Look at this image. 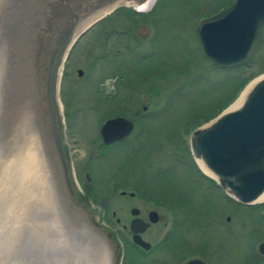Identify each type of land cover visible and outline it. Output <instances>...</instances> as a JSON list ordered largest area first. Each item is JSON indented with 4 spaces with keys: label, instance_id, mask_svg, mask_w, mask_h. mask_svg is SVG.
Wrapping results in <instances>:
<instances>
[{
    "label": "rangeland",
    "instance_id": "obj_1",
    "mask_svg": "<svg viewBox=\"0 0 264 264\" xmlns=\"http://www.w3.org/2000/svg\"><path fill=\"white\" fill-rule=\"evenodd\" d=\"M231 2L157 0L145 13L134 12V2H118L76 37L61 61L64 77L55 96L74 188L94 229L102 228V220L110 224L102 235L112 243L113 264L118 256V264H152L145 251L131 246L130 236L116 228L111 216L113 211L121 222L127 220L133 206L141 213L155 209L169 221L170 228L156 223L143 232L153 244L150 254L180 255L181 237L187 235L192 241L187 253L199 245L204 253L225 254V264H264V259L248 256L243 236L233 244L226 235L214 215L217 190L197 178L195 168L204 171L189 148L194 129L229 109L264 74V23L255 52L240 66L220 68L198 46V20ZM76 69L83 71L82 77ZM113 78L115 91L110 92L105 81ZM115 115L129 118L132 130L124 143L103 147L97 129ZM253 231V237H264ZM163 236L168 238L157 243ZM115 242L121 243L120 250Z\"/></svg>",
    "mask_w": 264,
    "mask_h": 264
},
{
    "label": "water",
    "instance_id": "obj_2",
    "mask_svg": "<svg viewBox=\"0 0 264 264\" xmlns=\"http://www.w3.org/2000/svg\"><path fill=\"white\" fill-rule=\"evenodd\" d=\"M118 1L0 0V264H113L112 243L80 210L55 90L67 43L91 25L76 35L78 22ZM263 23L264 0H232L200 18L194 36L208 60L231 68L253 55ZM131 130L129 119L115 116L97 136L106 145ZM189 148L221 189L256 202L264 189V77L238 108L194 129ZM146 226L138 218L130 224L131 241L143 250Z\"/></svg>",
    "mask_w": 264,
    "mask_h": 264
},
{
    "label": "flooded vegetation",
    "instance_id": "obj_3",
    "mask_svg": "<svg viewBox=\"0 0 264 264\" xmlns=\"http://www.w3.org/2000/svg\"><path fill=\"white\" fill-rule=\"evenodd\" d=\"M125 1L130 2V3H133V2L135 3V0H125ZM130 6L132 7L133 5L130 4ZM132 9L134 11V8H132ZM101 57H103V56H101ZM75 72L77 75V69L75 70ZM82 72L83 71L81 70V75H77V77H82ZM63 75H64V73H62L60 76V79H59L60 84H61V81L63 80V77H64ZM115 116H123V115H115ZM115 116H110V117H115ZM110 117H108V118H110ZM124 117H126V116H124ZM127 119H129V118H127ZM126 138H127V136L120 141H115V142H112V143H109L106 145H104L102 143L101 144L103 145V147L112 148V147H115L117 145L124 143ZM65 150H66V148H65ZM67 153L68 152H66V155L68 156ZM69 169H70V173L72 176L73 171H72V168H70V166H69ZM195 171H196L195 175L197 176V178H200L202 182H205L206 183L205 185L208 189L217 190L218 195L215 197L217 198V201H219V205H217V207H216L217 209H216L214 215L217 213V220L219 221V223L222 225V227L226 231V233H227L226 235L230 234V237L233 240V244H236L238 240H242V236H243L245 238L243 243H244V245H247L246 248L248 250V256L250 255L253 258L264 259V252H261L259 250V246L261 244H263L261 249L264 250V237L255 238L252 236L255 233V231H253V230H256V231L262 233L261 235H264V215H263L264 214V203H261V204H258V203L243 204V203L237 201L236 199H234L229 193L222 190L212 179L208 178L207 176H205L202 173H198L196 168H195ZM72 180H73V178H72ZM129 193H132V194H129ZM128 195L133 196L134 194L132 191H129ZM183 202H184L183 205L187 209V212H188V210H189L188 208L190 207V205L188 204V200H186L184 198ZM192 208H193V206H192ZM131 209H136L137 213L132 214ZM150 211L155 212V220L154 221H149L148 215H149ZM128 213L130 214V217L127 218V220L125 219L122 222L120 221V219L118 217H115V213H113V211L111 213V216L114 217V223L116 224L115 225L116 228H120L122 230H125L128 233V235L130 236V244L136 251H140L143 249L140 246L131 242L130 224H131V221L133 219L138 218L144 222H147V226L144 229V231L150 226V224L153 225L156 223H161V225L163 227L170 228L168 219L167 218L163 219L162 216H160L155 209H149L145 213H141L140 209L133 206V207H130L128 209ZM143 214H145V217ZM99 224L101 225L102 228H100L98 226V224L95 226L99 227L100 229L107 230V228L110 227V224L104 220H102V222ZM237 225H240L243 227L238 228ZM143 232L140 233V236L143 240H145L143 238V235H142ZM244 235H246V236H244ZM111 236H112V233L110 232V237ZM251 237H253L252 242H251ZM167 238L168 237L163 236L160 239H158L157 243H162ZM246 239H248L247 243L245 242ZM145 241H147V240H145ZM147 242H149V241H147ZM115 244H116L115 246L117 247V249L120 250L119 244H121V243L118 244L115 242ZM149 244H150V246H149L148 250H143V251H145L144 256H149V258L151 257L150 261L152 262V264H225L227 261L225 259V257H226L225 254H223L224 256L222 258H220L219 256H216V254L210 255L208 253H204L202 250V247H200L199 245H198V248L194 250V252L192 251L191 253H187L188 249L192 246V241L187 238V235H182V237H181V240H180L181 254L180 255H178V253H176V254L175 253H169V254H162V255L161 254H150L149 252H151L153 250V244H151V242H149ZM175 250H176V248H175ZM225 251H226V248H225ZM245 262H247V260Z\"/></svg>",
    "mask_w": 264,
    "mask_h": 264
},
{
    "label": "bare ground",
    "instance_id": "obj_4",
    "mask_svg": "<svg viewBox=\"0 0 264 264\" xmlns=\"http://www.w3.org/2000/svg\"><path fill=\"white\" fill-rule=\"evenodd\" d=\"M119 3L121 2H126L124 0H120L118 1ZM114 3L104 9H102L101 11L83 19L82 21L78 22V25H77V30H76V35L78 34V32H80L81 30H83L85 27L89 26L90 24H92L93 22H95L97 19H99L100 17H102L104 15L105 12H110L112 11V9H114V7L116 6V4L118 3ZM145 3V1L143 2ZM142 3V4H143ZM75 35V37H76ZM75 37H71V40H73ZM69 49V46L67 45L66 49H65V52H64V55H63V58L66 54V52L68 51ZM60 69V68H59ZM60 71L58 70V74L59 75ZM264 77V74L263 75H259L257 76L256 78H254L245 88V90L242 92L241 96L239 98H237V100L230 106L229 109H225L224 111H228V110H233V109H236L238 108L241 103L243 102V100L245 99L246 95L248 94V92L251 90V88L260 80ZM199 164V165H198ZM197 166L201 167V169L204 171V173L207 172L208 175H210L211 177L214 178V175L208 170L206 169V167L204 166L203 162L201 161V159L197 158ZM264 200V189L261 191V193L257 196V198L255 199L256 202L258 201H263Z\"/></svg>",
    "mask_w": 264,
    "mask_h": 264
},
{
    "label": "clouds",
    "instance_id": "obj_5",
    "mask_svg": "<svg viewBox=\"0 0 264 264\" xmlns=\"http://www.w3.org/2000/svg\"><path fill=\"white\" fill-rule=\"evenodd\" d=\"M157 0H145V3L141 4L140 6L136 7L134 11L140 12V13H145L151 11L153 7H155ZM115 83H116V78H113L111 80L105 81V86L108 88L110 92L115 91Z\"/></svg>",
    "mask_w": 264,
    "mask_h": 264
}]
</instances>
